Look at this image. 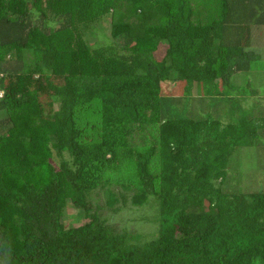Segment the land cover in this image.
<instances>
[{
	"label": "trees",
	"instance_id": "trees-1",
	"mask_svg": "<svg viewBox=\"0 0 264 264\" xmlns=\"http://www.w3.org/2000/svg\"><path fill=\"white\" fill-rule=\"evenodd\" d=\"M262 61L264 0H0V264H264V106H202Z\"/></svg>",
	"mask_w": 264,
	"mask_h": 264
},
{
	"label": "rangeland",
	"instance_id": "rangeland-1",
	"mask_svg": "<svg viewBox=\"0 0 264 264\" xmlns=\"http://www.w3.org/2000/svg\"><path fill=\"white\" fill-rule=\"evenodd\" d=\"M101 28L107 31L108 23L102 22ZM234 78L236 82H233L231 86L235 88L232 89L229 87L225 90L223 97H221L222 99H226V94H230L232 96V98H230V102H228V99H226L227 103H215L217 100L208 99L204 100L205 102H203L202 106L207 108V110H209L214 115L227 112L229 106H232L236 110V113L239 112V106L242 107L239 108L246 110L247 113H251L255 110L256 106L253 104L258 103L257 106H264V61H262L260 64L255 63V65H251L248 69L238 72ZM247 90H250L251 94H245ZM183 96L184 95H182V97ZM261 139H263V137L258 139V145L262 144ZM249 151L250 147L246 146L245 148H242V150L236 155L232 156V159H230L228 164L230 167V176L237 177L241 175L244 177L243 180L250 181V179L256 177V174H260L259 172L256 173L246 170L245 167L255 165L256 162H258L257 160L260 159V154L263 153L264 150L260 147L256 152L249 153ZM261 163L263 164L264 161ZM94 197L97 199V201L103 200L100 192L94 194ZM95 198L91 199V209H95L96 207L94 202ZM153 209L154 207L152 206H146L139 207L135 211H132L127 207H122L121 209L113 212L112 218L109 219L115 225L126 224L130 228V231H147L149 228H151L152 222L146 220V216H149L153 212ZM79 212L80 210L78 208L70 204V206L66 208L63 221L65 223L71 224L81 222L84 218Z\"/></svg>",
	"mask_w": 264,
	"mask_h": 264
},
{
	"label": "built area",
	"instance_id": "built-area-1",
	"mask_svg": "<svg viewBox=\"0 0 264 264\" xmlns=\"http://www.w3.org/2000/svg\"><path fill=\"white\" fill-rule=\"evenodd\" d=\"M2 93V91L0 90V94Z\"/></svg>",
	"mask_w": 264,
	"mask_h": 264
}]
</instances>
